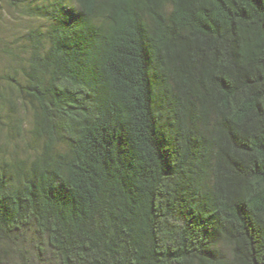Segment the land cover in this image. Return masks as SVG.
<instances>
[{
	"label": "trees",
	"instance_id": "trees-1",
	"mask_svg": "<svg viewBox=\"0 0 264 264\" xmlns=\"http://www.w3.org/2000/svg\"><path fill=\"white\" fill-rule=\"evenodd\" d=\"M4 1L0 264H264V0Z\"/></svg>",
	"mask_w": 264,
	"mask_h": 264
},
{
	"label": "rangeland",
	"instance_id": "rangeland-1",
	"mask_svg": "<svg viewBox=\"0 0 264 264\" xmlns=\"http://www.w3.org/2000/svg\"><path fill=\"white\" fill-rule=\"evenodd\" d=\"M33 0H25L23 6H27L31 4ZM22 8L14 9L9 7L4 0H0V40L9 41H17L29 28L30 21L33 18H28V16L24 15ZM9 61L6 57L0 56V69H3L5 65H7ZM19 116L23 121L24 125L27 126L29 122V114L27 111L20 110ZM28 127H24L22 131V135L18 138H15V141L19 145V154L21 156L28 155L29 151L25 153L26 145L25 142H31L27 139L29 138ZM28 149V148H27ZM13 148H7V157L11 156ZM30 151H34V148L29 149Z\"/></svg>",
	"mask_w": 264,
	"mask_h": 264
}]
</instances>
